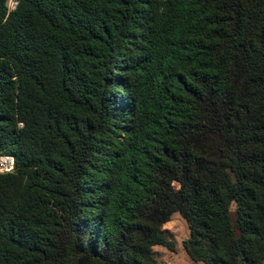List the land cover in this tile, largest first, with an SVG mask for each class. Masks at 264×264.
<instances>
[{
  "label": "trees",
  "instance_id": "1",
  "mask_svg": "<svg viewBox=\"0 0 264 264\" xmlns=\"http://www.w3.org/2000/svg\"><path fill=\"white\" fill-rule=\"evenodd\" d=\"M0 155V264H264V0H0Z\"/></svg>",
  "mask_w": 264,
  "mask_h": 264
},
{
  "label": "rangeland",
  "instance_id": "2",
  "mask_svg": "<svg viewBox=\"0 0 264 264\" xmlns=\"http://www.w3.org/2000/svg\"><path fill=\"white\" fill-rule=\"evenodd\" d=\"M14 3L8 2V7L12 9ZM234 206L231 207L233 210ZM160 233L174 243V251H169L164 247L156 246L153 254L156 264H202L190 260L183 250L182 243L189 237V230L185 221L179 214H173L170 220L160 228Z\"/></svg>",
  "mask_w": 264,
  "mask_h": 264
},
{
  "label": "built area",
  "instance_id": "3",
  "mask_svg": "<svg viewBox=\"0 0 264 264\" xmlns=\"http://www.w3.org/2000/svg\"><path fill=\"white\" fill-rule=\"evenodd\" d=\"M13 7L14 6H12V8ZM12 171H13V157L0 155V174L11 173Z\"/></svg>",
  "mask_w": 264,
  "mask_h": 264
}]
</instances>
